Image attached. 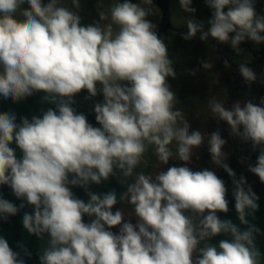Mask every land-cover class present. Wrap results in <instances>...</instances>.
I'll list each match as a JSON object with an SVG mask.
<instances>
[{
    "label": "clouds",
    "instance_id": "1",
    "mask_svg": "<svg viewBox=\"0 0 264 264\" xmlns=\"http://www.w3.org/2000/svg\"><path fill=\"white\" fill-rule=\"evenodd\" d=\"M205 2L211 10L206 22L196 19L192 0H179L189 14L182 39L199 34L202 41L229 45L238 56L246 40L264 44V15L256 12L255 0ZM151 4L118 0L106 13L98 3L99 21L83 26L79 0H71V6L63 0H0V97L19 102L43 92V101L55 105L19 123L15 113H0V186L32 207L22 216L27 233L41 240L48 236L39 264H264L256 245L260 229L249 221L259 210V197L226 163L227 141L220 132H190L176 107L168 84L176 75L173 61L148 19L155 14ZM250 62L238 68L249 86L258 79ZM202 67L210 70L213 63L203 61ZM83 90L86 99L103 95L92 108L99 127L73 107ZM209 108L227 123L232 137L258 150L248 171L264 184V98L229 106L213 97ZM206 136L211 163L231 178L243 231L218 216L229 211L225 182L209 169L187 166ZM150 147L160 166L170 160L184 166L160 168L155 176L137 172ZM117 172L121 183L131 180L119 197L115 190H88ZM72 187L83 188L88 201L77 198ZM118 202L132 206L135 225L124 222L123 211L113 212ZM23 207L0 197V219ZM117 226L118 233L111 231ZM217 236L225 238L218 245L209 242ZM17 246L31 256L24 244ZM0 264H25L4 237Z\"/></svg>",
    "mask_w": 264,
    "mask_h": 264
},
{
    "label": "rangeland",
    "instance_id": "2",
    "mask_svg": "<svg viewBox=\"0 0 264 264\" xmlns=\"http://www.w3.org/2000/svg\"><path fill=\"white\" fill-rule=\"evenodd\" d=\"M257 1L260 4H263L262 9L264 10V0ZM43 2L47 3V0H43ZM117 2L118 0H79L80 8L78 14L81 17V24L87 26L99 21L98 3H100L102 10L107 13ZM132 2L139 3L140 0H132ZM167 2L170 10L171 24L173 28L178 29L184 23L179 0H167ZM63 3L71 6V0H63ZM147 6L151 7L155 13L154 15L149 16L148 19L158 26L162 18L161 11L153 3ZM106 23H108V21H101L102 25ZM177 35L178 34L175 32L172 33L171 31H168L164 36L163 39L167 45L168 53L175 50L178 38ZM192 43L193 42H191V44L189 43V49L192 47L190 46ZM253 43L254 42L250 40L241 43L240 48L243 50V54L238 56L230 46L227 47L224 44H218L216 41L211 46L205 41L203 45L196 49L195 56H190L187 58L186 62H182L183 65L181 69L175 67L177 64L173 61V69L176 75L175 78L170 77V79H168L170 90L175 93L177 98L176 107L180 109L184 113L185 118L188 119L190 132L199 130L205 134H210L216 130L219 131L221 137L227 141L223 151L227 154L226 163H228V165L230 164L231 156L235 153V148L240 145L242 147L245 143L241 142L239 138H234L230 135V129L226 122L212 116L209 102L214 97L225 105L228 104L230 106L237 100L241 101L242 104L246 100H251L253 103H259L260 99L264 98V65L259 64L257 59L252 57L249 47H251ZM206 60L209 62L212 61V69L206 70L202 67V62ZM245 60L251 61L248 66L253 69L258 77L257 81L251 84V86L244 81L238 71L239 63ZM225 61H227V66H225ZM193 71L195 72L194 75L192 74ZM44 95L43 92H39L19 102L3 99V101L0 102V106L2 105L8 109V113H15L19 122L21 117H26L31 120L32 116H41L42 113L49 108L55 109V105L43 101ZM87 96L88 93L85 92L79 93L74 97L76 103L73 107L77 112L86 114L92 111L94 104L103 102L104 99L103 95L98 99L95 97L86 99ZM26 105H29L30 107L28 111L23 110V106ZM19 107H22V109H19ZM93 126L99 127L97 123ZM206 141L207 136L205 138V145L196 150V154L193 156L191 163L187 164V166L193 171L209 169L219 177L225 171L211 163V157L206 148ZM248 146L250 147L247 148ZM10 147L16 150L17 158L22 155L14 142ZM171 147L175 150V142ZM246 149V155H255L253 160H256L258 150L253 151L251 144H249L245 147L242 154ZM153 153L154 149L152 147L146 152L145 156L148 161H151V158H153ZM240 160L237 164V179H239L240 176H244L248 184L259 197V210L255 213L254 218L249 217V221L260 229V233L256 237V245L261 253L264 254V184L260 182L256 175L251 172L248 173V167L250 164L245 165L244 163L243 165H240ZM172 163L173 166H184V162L178 160H172ZM227 183L228 186H225L228 190L227 199L229 201V211L227 213H220L219 218L221 220H231L233 224L243 231L246 226L240 223L235 211V200L232 196L233 185L231 178H229ZM224 238L225 237L223 236L213 237L209 242L218 245L219 241Z\"/></svg>",
    "mask_w": 264,
    "mask_h": 264
},
{
    "label": "flooded vegetation",
    "instance_id": "3",
    "mask_svg": "<svg viewBox=\"0 0 264 264\" xmlns=\"http://www.w3.org/2000/svg\"><path fill=\"white\" fill-rule=\"evenodd\" d=\"M160 22H159V24H160ZM159 24H158V26H159ZM171 30L172 29H170L168 31H171ZM85 92L87 93L86 90L81 91V93H85ZM101 96L102 95L99 94L95 98L98 99V98H101ZM90 112H92V111H90ZM95 124L96 123H94L93 125H95ZM249 147L250 146H248L247 148H249ZM246 151H247V149L244 151V153L239 158V160L241 159L240 165H243L244 163H245V165L246 164L254 165V163L256 162V160H253L255 155L248 156V155H246ZM20 157L18 156V158H20ZM145 161H146V163L141 164L137 168V170H136L137 172L144 171L145 173H150L153 176H155V174L160 170V168L161 169L165 168L163 170H167L168 167L173 166L172 160H170L167 165H161L160 166L159 162L156 159L155 152L153 153V158H151V161H148L146 156H145ZM238 163L239 162H237V164ZM237 164L233 170L235 173H237V170H238ZM248 173H249V171H248ZM226 174H227L226 172L222 173L219 176V178L222 179L225 182V185L228 186L227 181L229 180L230 177L227 176L225 178ZM121 180H122V176L119 172H117L115 176L110 177L109 180L104 181L99 185L91 184L89 186L88 190L95 193V194H105L109 191L115 190V192L117 193V196L119 197L121 194H123L127 190V185L129 183H131L130 179L125 181L124 183H121ZM1 187L2 186H0V188ZM71 190L77 198L82 199L85 202L88 201L89 197L83 188L72 187ZM11 202L16 204L17 207H19L23 203L24 207L20 208L19 212L15 216H10V217H8L7 220L0 219V237H4L8 241V243H9L10 247L13 249V251L18 252L20 254V257L22 259H24L25 264H39V254L42 251V247L45 245V243L48 239V236L45 235L44 239L41 240V239H38L35 235H31V234L27 233V231L23 228V225H22V216L25 212L31 213L33 211L32 207L29 206L26 201H21V200H18L17 198H15ZM118 209L124 212V217H125L124 222H131L134 225L137 223V218L134 215L133 216L129 215V213H131L133 211L131 205L124 203V202H118L117 205L114 206L113 212H115ZM219 215H220V213H218V216ZM83 219H84V222H86V223L90 222V218L87 216H84ZM111 231H113L114 233H118L119 232V226L112 228ZM18 244H24L26 246V248L28 249V251L31 253V256L26 255L25 252L22 251L17 246Z\"/></svg>",
    "mask_w": 264,
    "mask_h": 264
},
{
    "label": "trees",
    "instance_id": "4",
    "mask_svg": "<svg viewBox=\"0 0 264 264\" xmlns=\"http://www.w3.org/2000/svg\"><path fill=\"white\" fill-rule=\"evenodd\" d=\"M167 1V0H166ZM168 3V2H167ZM262 5L260 4L257 0H255V7H256V12L260 15H264V10L262 9ZM192 7H194L196 9V19L198 20H206L211 18V10L207 7L205 0H192ZM183 14V25L176 29L173 28L171 30V32H175L177 33V45L175 46V50H173L171 53H168L169 58L176 62L177 66L175 65V67L181 69L182 67V62H186L187 58H189L190 56H195L196 55V49L198 47H200L201 45L204 44L205 41H202L199 38V34L197 35V37H195L194 39L191 40L192 46L189 49V43L191 44L190 41H186L184 39H182V35L186 34L188 29L185 25V20L187 19V17L189 16L188 13H185L184 11H182ZM173 27V26H172ZM167 34V33H166ZM208 44L212 46V44L215 42V40H212L211 38H209L207 40ZM227 47H229V45H226ZM250 52L252 57H254L255 59H257L258 63L261 65H264V44L261 45H256L255 43H253L251 45V47H249ZM212 62V61H210ZM173 67V65H172ZM176 69V68H175ZM178 74V72H177ZM170 79V77L168 78ZM216 131V130H215ZM241 145L235 148V153L231 156L230 158V165L232 164V162L234 161L236 154L238 152V150L240 149ZM151 148V147H150ZM205 152V151H203Z\"/></svg>",
    "mask_w": 264,
    "mask_h": 264
},
{
    "label": "water",
    "instance_id": "5",
    "mask_svg": "<svg viewBox=\"0 0 264 264\" xmlns=\"http://www.w3.org/2000/svg\"><path fill=\"white\" fill-rule=\"evenodd\" d=\"M152 3L157 6L159 8V10L161 11L162 14V18H161V22L159 24V26L157 27V34L160 38H164L166 32L170 29H173L171 21H170V10H169V5L167 3L166 0H152ZM124 86H129L127 85V82H124ZM88 120V122L90 124H94L96 123L95 120V114L94 112H89L84 114ZM250 143H245L242 145V147L240 148L239 152L237 153L231 168L234 170L243 150L245 149V147L247 145H249ZM228 176V174L225 175V178ZM0 197H2L3 199H6L8 201H13L16 197L14 196V194L12 193L11 189L8 186H2L0 188Z\"/></svg>",
    "mask_w": 264,
    "mask_h": 264
},
{
    "label": "crops",
    "instance_id": "6",
    "mask_svg": "<svg viewBox=\"0 0 264 264\" xmlns=\"http://www.w3.org/2000/svg\"><path fill=\"white\" fill-rule=\"evenodd\" d=\"M22 7H28V5L27 4H24V5H22ZM3 99L4 98H2V97H0V102H2L3 101ZM258 104V103H257ZM31 106V105H30ZM34 106V105H33ZM23 110H27L28 111V109L30 108L29 107V105H26V106H23ZM19 109H22V107H19ZM2 112H8V109H6L4 106H0V113H2ZM17 123H19V120L17 119Z\"/></svg>",
    "mask_w": 264,
    "mask_h": 264
}]
</instances>
